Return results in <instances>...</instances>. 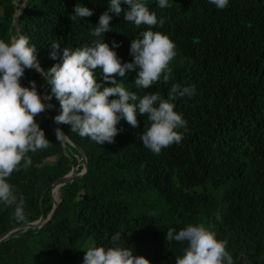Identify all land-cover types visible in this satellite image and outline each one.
Segmentation results:
<instances>
[{"label":"trees","instance_id":"16d2710c","mask_svg":"<svg viewBox=\"0 0 264 264\" xmlns=\"http://www.w3.org/2000/svg\"><path fill=\"white\" fill-rule=\"evenodd\" d=\"M14 1L0 0V39L10 41L13 33L28 36L45 70L62 61L64 47L90 46L98 39L113 48L121 63L130 62L131 40L147 30L126 22L123 12H108L111 30L92 36L109 0H26L16 33L14 19L24 0ZM157 2L144 0L164 20L152 30L176 45L172 78L149 89L136 88L135 71L116 79L139 96L158 92L164 99L172 83L194 85V95L173 101L187 122L186 132L179 129L182 142L154 154L138 139L148 123L138 113V127L122 118L114 142L97 144L54 122L60 111L54 95L43 101L53 106L45 110L55 125L84 152L86 171L57 188L59 201L39 229H17L16 236L0 242V264H82V248L93 240L112 246L117 231L120 245L134 255L150 264H175L187 245L167 242L166 232L189 224L211 227L217 239L226 240L233 264H264V0H229L224 9L209 0H169L167 8ZM76 4L93 14L70 21ZM121 7L128 5L121 0ZM54 40L60 45L56 59L50 57ZM95 75L102 87L111 86L101 70ZM30 81L39 94H50V85L35 69H25L20 83L30 87ZM35 119L51 145L29 153L31 165L9 178L24 196L27 220L17 222L14 208L0 203V234L37 220L40 213L45 218L52 208V182L73 166L75 173L81 169L76 148L57 141L43 113Z\"/></svg>","mask_w":264,"mask_h":264},{"label":"clouds","instance_id":"9594fccd","mask_svg":"<svg viewBox=\"0 0 264 264\" xmlns=\"http://www.w3.org/2000/svg\"><path fill=\"white\" fill-rule=\"evenodd\" d=\"M128 5L122 9L121 0H109L108 11L99 16L98 24L91 32L94 37H102L110 31L111 16L108 12L123 17L126 22L137 28L147 26L139 38L130 43V62L121 63L117 53L102 39L92 44L70 50L64 47L62 61L48 69L41 68L36 47L29 43V37L19 35L10 41L0 39V203L4 208H14L13 218L17 222H26L25 199L18 193L9 178L12 173L27 168L32 163L29 153H35L50 147L35 117L53 106L52 95L59 101L60 111L54 116V122L69 126L71 132L82 138H88L97 144L113 143L121 129L117 128L123 118L130 126H139L137 114L146 116L148 123L138 135L142 144L156 155L173 144L182 142L187 131V122L174 110L175 101L180 97H191L195 86L172 83L167 99L158 92L139 96L129 91L121 81L129 72L135 71L134 84L138 89H149L154 84H168L172 78L170 62L177 55L175 43L164 33L153 31L157 24L163 25V18L157 19L155 12L149 10L144 0H123ZM218 9L228 6L229 0H209ZM169 0H158L157 7L167 8ZM92 10L76 4L70 21L91 16ZM50 57L56 59L60 45L52 41ZM113 47H118L114 41ZM25 69H35L45 83L50 85V94L43 100L37 92L34 81L30 87L22 86ZM102 72L103 86L97 80L95 71ZM119 76L121 80H117ZM58 142L68 136L59 127L55 129ZM23 162V165H21ZM77 166V165H76ZM166 241L186 242L183 255L176 257L175 264H233L232 255L227 251V241L219 240L211 227L204 224L192 225L176 231L169 228ZM122 233L117 231L111 237L112 246L104 247L91 241L84 249L82 264H150L143 256L134 255L132 248L120 245Z\"/></svg>","mask_w":264,"mask_h":264},{"label":"water","instance_id":"95a60500","mask_svg":"<svg viewBox=\"0 0 264 264\" xmlns=\"http://www.w3.org/2000/svg\"><path fill=\"white\" fill-rule=\"evenodd\" d=\"M25 1L26 0H24L23 3L19 5L18 11L16 13V18L14 19V25H15V32L16 33H17V30H18L17 16L21 12L23 7L25 6ZM13 37H16V34L13 33ZM44 92H45V90L40 94L42 100H43ZM43 115L47 118L51 128L55 131L57 126L55 125L53 120L49 117V115L47 114L46 110L43 112ZM64 141H66L67 143L72 145L79 152V154H80V158L79 159H80L81 169H80V171L75 173V169H76L77 166H73L69 170L68 173H66L62 177H60V178L56 179L55 181H53L50 190H54V191L57 190V188L60 185L66 183V182L72 181L73 178L83 175L84 172L86 171V157H85L84 152L82 151V149L75 142H73L69 137H67ZM50 194H51V200H52V208H51L50 212L48 213V215L45 218H43L42 213H40V215H39L37 220L32 221V222H28V223H24V224H21V225H18V226H15V227L11 228V229L6 230L5 232L0 234V242L8 239L9 237L16 236L17 234H12V232L17 230V229L26 228V227L39 229L43 224H45L51 218V216H52V214L54 212V208L56 207L57 202L59 201V198L54 200L51 191H50Z\"/></svg>","mask_w":264,"mask_h":264},{"label":"rangeland","instance_id":"374dc122","mask_svg":"<svg viewBox=\"0 0 264 264\" xmlns=\"http://www.w3.org/2000/svg\"><path fill=\"white\" fill-rule=\"evenodd\" d=\"M16 1L17 0L14 1L15 4L17 3ZM49 160H52V159L50 158ZM56 198H58V191L57 190H56Z\"/></svg>","mask_w":264,"mask_h":264},{"label":"bare ground","instance_id":"6f19581e","mask_svg":"<svg viewBox=\"0 0 264 264\" xmlns=\"http://www.w3.org/2000/svg\"><path fill=\"white\" fill-rule=\"evenodd\" d=\"M55 192H56V190L55 191L52 190V195H53L54 200H56V198H55Z\"/></svg>","mask_w":264,"mask_h":264}]
</instances>
